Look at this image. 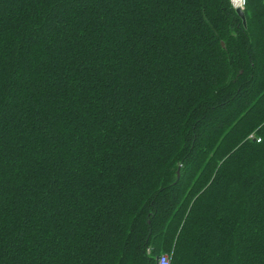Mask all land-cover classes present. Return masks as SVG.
<instances>
[{
    "label": "trees",
    "instance_id": "obj_1",
    "mask_svg": "<svg viewBox=\"0 0 264 264\" xmlns=\"http://www.w3.org/2000/svg\"><path fill=\"white\" fill-rule=\"evenodd\" d=\"M0 0V264H264V0Z\"/></svg>",
    "mask_w": 264,
    "mask_h": 264
},
{
    "label": "built area",
    "instance_id": "obj_2",
    "mask_svg": "<svg viewBox=\"0 0 264 264\" xmlns=\"http://www.w3.org/2000/svg\"><path fill=\"white\" fill-rule=\"evenodd\" d=\"M231 3V6L234 9H240V10H244L245 5H246V0H229ZM158 264H169V259L167 256L162 255L159 259H158Z\"/></svg>",
    "mask_w": 264,
    "mask_h": 264
},
{
    "label": "water",
    "instance_id": "obj_3",
    "mask_svg": "<svg viewBox=\"0 0 264 264\" xmlns=\"http://www.w3.org/2000/svg\"><path fill=\"white\" fill-rule=\"evenodd\" d=\"M236 15L242 20L243 24L245 23L244 12L240 9H235Z\"/></svg>",
    "mask_w": 264,
    "mask_h": 264
},
{
    "label": "rangeland",
    "instance_id": "obj_4",
    "mask_svg": "<svg viewBox=\"0 0 264 264\" xmlns=\"http://www.w3.org/2000/svg\"><path fill=\"white\" fill-rule=\"evenodd\" d=\"M247 1V0H246ZM230 2V1H229ZM230 5H231V3H230ZM232 7V6H231ZM233 8V7H232ZM234 9V8H233ZM244 11V10H243Z\"/></svg>",
    "mask_w": 264,
    "mask_h": 264
}]
</instances>
